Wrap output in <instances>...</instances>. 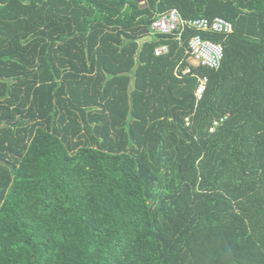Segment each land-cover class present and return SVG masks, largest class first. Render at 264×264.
Masks as SVG:
<instances>
[{
    "label": "trees",
    "instance_id": "obj_1",
    "mask_svg": "<svg viewBox=\"0 0 264 264\" xmlns=\"http://www.w3.org/2000/svg\"><path fill=\"white\" fill-rule=\"evenodd\" d=\"M0 264H264V0H0Z\"/></svg>",
    "mask_w": 264,
    "mask_h": 264
},
{
    "label": "built area",
    "instance_id": "obj_2",
    "mask_svg": "<svg viewBox=\"0 0 264 264\" xmlns=\"http://www.w3.org/2000/svg\"><path fill=\"white\" fill-rule=\"evenodd\" d=\"M188 30L196 32L186 49L189 60L193 59L201 66L212 70H220L226 56L225 45L204 37V34L229 36L235 32L234 25L222 17L212 20L208 18L185 19L177 9H172L161 15L152 25L153 33L175 35L180 43L183 42L185 33ZM168 52L169 47L165 45L157 48L155 53L156 56H161ZM186 73L191 74L192 69L189 68ZM208 82V77H199V87L196 94L198 100L203 98ZM217 124L216 122L215 125Z\"/></svg>",
    "mask_w": 264,
    "mask_h": 264
},
{
    "label": "water",
    "instance_id": "obj_3",
    "mask_svg": "<svg viewBox=\"0 0 264 264\" xmlns=\"http://www.w3.org/2000/svg\"><path fill=\"white\" fill-rule=\"evenodd\" d=\"M153 40V37L152 36H148V37H144L142 39H140L138 42H139V45H140V49L143 48L144 44L147 43V42H151Z\"/></svg>",
    "mask_w": 264,
    "mask_h": 264
},
{
    "label": "crops",
    "instance_id": "obj_4",
    "mask_svg": "<svg viewBox=\"0 0 264 264\" xmlns=\"http://www.w3.org/2000/svg\"><path fill=\"white\" fill-rule=\"evenodd\" d=\"M151 36H152V35H151ZM152 37H153V36H152ZM153 40H154V38H153ZM153 40H152V41H153ZM152 41H151V42H152ZM163 46H165V45H163ZM160 47H161V46H160ZM158 48H159V47H158Z\"/></svg>",
    "mask_w": 264,
    "mask_h": 264
},
{
    "label": "rangeland",
    "instance_id": "obj_5",
    "mask_svg": "<svg viewBox=\"0 0 264 264\" xmlns=\"http://www.w3.org/2000/svg\"><path fill=\"white\" fill-rule=\"evenodd\" d=\"M193 61V63H196L194 60H192Z\"/></svg>",
    "mask_w": 264,
    "mask_h": 264
}]
</instances>
